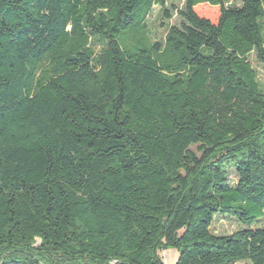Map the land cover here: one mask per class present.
Instances as JSON below:
<instances>
[{"label": "trees", "instance_id": "trees-1", "mask_svg": "<svg viewBox=\"0 0 264 264\" xmlns=\"http://www.w3.org/2000/svg\"><path fill=\"white\" fill-rule=\"evenodd\" d=\"M169 1L0 0V264H264V0Z\"/></svg>", "mask_w": 264, "mask_h": 264}, {"label": "rangeland", "instance_id": "rangeland-1", "mask_svg": "<svg viewBox=\"0 0 264 264\" xmlns=\"http://www.w3.org/2000/svg\"><path fill=\"white\" fill-rule=\"evenodd\" d=\"M227 2L229 6L240 5V0H227ZM171 3L177 6L178 8H181L183 0H170L167 4L168 8ZM147 22L150 38L152 39V41H163L168 26L177 25L179 19L176 15H173V17L169 21H166L163 18L159 8L155 7L151 15L149 16ZM250 61L257 73V79L264 87V68L255 60L254 57L250 58ZM231 177H234V175H231ZM260 226L261 224H257L254 225L252 228ZM244 228L245 227L243 225L235 221L233 218H230L228 216H216L211 226V232L215 235H229ZM162 258L165 264H173L176 259V252L172 250H167L166 252L162 253Z\"/></svg>", "mask_w": 264, "mask_h": 264}]
</instances>
